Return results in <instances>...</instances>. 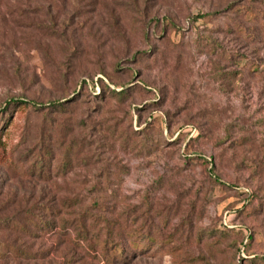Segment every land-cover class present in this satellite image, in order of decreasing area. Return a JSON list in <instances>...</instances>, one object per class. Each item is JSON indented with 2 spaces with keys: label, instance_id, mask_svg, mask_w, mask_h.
Returning <instances> with one entry per match:
<instances>
[{
  "label": "rangeland",
  "instance_id": "374dc122",
  "mask_svg": "<svg viewBox=\"0 0 264 264\" xmlns=\"http://www.w3.org/2000/svg\"><path fill=\"white\" fill-rule=\"evenodd\" d=\"M105 240L264 264V0H0V264Z\"/></svg>",
  "mask_w": 264,
  "mask_h": 264
},
{
  "label": "trees",
  "instance_id": "16d2710c",
  "mask_svg": "<svg viewBox=\"0 0 264 264\" xmlns=\"http://www.w3.org/2000/svg\"><path fill=\"white\" fill-rule=\"evenodd\" d=\"M114 92V91H113ZM128 91H126L125 89L124 90H121V91H115L114 94H117V95H125ZM15 103H21V104H26V101L23 99V98H16V97H13L11 98L6 106L4 107V109H7V107L10 105V104H15ZM50 106L52 108H55L58 107V106H63V103L62 102H59V101H54V102H50L49 103ZM69 150V148H67ZM51 157V152L50 151H47L46 152V155L44 157H37V159L34 161V165H32V167L38 169V173H42L44 175H47L48 174V170L49 168L48 167H44L45 166V163H44V160L46 159L48 162H50L49 158ZM6 223L7 225H9L10 227V220H6ZM67 223V221L65 223L62 224L61 228H65V224ZM47 226L49 225H53L52 222H46L45 223ZM79 225H78V229H79ZM84 229H79L78 231V237L81 239V240H84L86 239V236L84 234ZM148 241H152L151 238H148L147 239ZM134 244V242H132ZM115 245V242L113 241H109V240H105L102 244H101V251L104 253V256L106 257V259H108V262L110 264H114V263H117L118 261H123V262H130L129 261V258L127 257V251H125L122 247L120 246H114ZM138 246L135 247V249H137Z\"/></svg>",
  "mask_w": 264,
  "mask_h": 264
}]
</instances>
